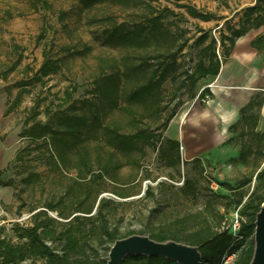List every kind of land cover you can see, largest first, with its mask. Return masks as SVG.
<instances>
[{
    "label": "rangeland",
    "instance_id": "rangeland-1",
    "mask_svg": "<svg viewBox=\"0 0 264 264\" xmlns=\"http://www.w3.org/2000/svg\"><path fill=\"white\" fill-rule=\"evenodd\" d=\"M257 3L258 0H103L85 6L82 0H0V180L10 183L0 184L1 236L17 241V224L26 228L33 226L35 220L44 221L50 224L55 233L46 232L48 235L43 239L50 246L58 248L60 243H64L62 231L69 227L64 224L75 214L91 215L88 221L83 222L84 230L78 233L76 256L108 259L111 243L100 235V224L96 217L97 203L102 196L111 199L102 212L106 214L109 228H114L117 234H127L130 230H151L177 216L190 213L196 214L200 222L206 220L215 229L227 227L232 210L226 207V203L227 195L231 192L220 183L232 184L237 177L243 173L250 174L259 165L258 170L264 166V158L252 155L247 164L231 161L232 157L237 156L239 145L227 142L229 136L235 135L228 130V126L237 119L229 125L226 118L213 121L202 119L200 115L197 119H190L194 109H188L193 105L196 112L199 109L207 110V106L212 107L213 93L204 98L197 97V94L205 86L210 91L215 89V76L200 79L196 84V96L193 99L184 97L177 108L181 115L184 113L180 126L183 137L180 141L187 142L193 155L187 158L184 144L180 143L181 161L174 168L163 165L158 158L157 147L145 146L144 154L140 157L136 155L137 163L129 162L126 156L115 150V157L120 158L123 164L111 171L113 176L108 174L90 179L84 185L85 179L81 180L77 175L83 176L86 167L80 162L75 149L64 154L66 161L63 163L57 152L51 149L50 138H46L50 142L47 147L42 140L37 141L35 147L28 137L21 136V131L32 123L29 117L33 109L36 110L35 120L53 123L59 112H70L73 105H81L86 97L97 100L91 91L95 75L102 71L111 72L107 64L120 61L125 54L141 51L134 46L104 44L102 33L112 24L124 22L133 26L137 21L160 14L166 29L172 32L178 44L183 45L179 60L187 66L190 57L195 60L194 39L199 34V28L209 30L218 39L221 30L228 33V27L238 26L245 8ZM188 6L211 16L203 19L192 15ZM263 32L264 24L248 29L235 38L231 47L227 43L226 56L221 48H216L220 63L229 65L225 71L227 79L230 77L228 85L235 87L254 83L256 75L260 85L249 87V91L250 97H263L255 127L258 131H264V57L250 45V40ZM45 53L55 59L60 67L55 73L35 80L34 75ZM10 66L12 69L7 71ZM170 84L167 80L163 86L168 88ZM65 91L70 92L68 98ZM229 100L231 97L222 92L218 104ZM86 114L89 120L94 115L88 111ZM100 115L105 124L120 121L118 124L122 130L133 131L127 118L115 110ZM139 123L143 127L150 125L153 128L160 121L147 116ZM190 123H194V129L201 134L193 140ZM170 127L168 124L162 131V137H170L173 132ZM85 136L90 166L97 172L100 164L98 157H105V150H108L103 131L95 127ZM193 157H199V160L191 161ZM186 178L193 182V187L198 191L188 194L180 189ZM158 182L163 184L159 185ZM256 183L253 177L244 186V199ZM148 187H152L150 193L146 192ZM215 193L223 196H214ZM208 196L212 197V203H208L210 206L206 203ZM78 201H81L82 207L92 206L91 213L74 212ZM59 213L68 218L59 217ZM220 214H223V218H220ZM242 219L244 216H241ZM79 228L82 229L81 226ZM56 234L60 238L56 239Z\"/></svg>",
    "mask_w": 264,
    "mask_h": 264
},
{
    "label": "trees",
    "instance_id": "trees-1",
    "mask_svg": "<svg viewBox=\"0 0 264 264\" xmlns=\"http://www.w3.org/2000/svg\"><path fill=\"white\" fill-rule=\"evenodd\" d=\"M98 1L103 0H82L85 6H91ZM187 9L192 15L203 19H208L211 16L200 13L189 6ZM244 11L243 17L239 20V25L228 27V33L221 30L218 39L212 36L209 30L199 28V34L194 39L196 53L193 58L195 60L193 61L190 57L187 66L179 60V53L183 45L178 44L172 32L166 29L160 14L153 15L143 21H137L133 26H128L124 22L112 24L102 33L104 44L134 46L141 51L137 54H125L120 61L115 60L113 63L107 64L111 72L102 71L95 75L91 82V91L97 100L86 97L82 100L81 105H73L69 109L70 112L64 110L59 112L54 117L53 123L35 120L36 110L33 109L32 115L29 117L32 123L21 131V136L28 137L31 143H35V147H37L39 140H42L44 146L47 147L50 142L46 141V138H50L51 145H53L51 149L53 148V152H57L60 161L63 163L66 161L67 152L70 149H75L80 162L86 167L83 176L77 175L81 180L85 179L84 185L90 179L93 180L108 174L110 177L113 176V173L110 174L111 171L123 164L120 158L115 157V150L126 156L129 162L137 163L138 157L136 155L139 154V157L143 155L145 146L157 147L158 158L163 165L176 167L181 161L180 143L176 139L162 137V131L168 127L169 122L177 113V108L183 103L184 97L185 99H193L196 96L197 82L208 75L216 76L218 74L221 63L216 48H221L223 55L226 56L228 54L227 48L234 44L235 38L242 36L252 27L257 28L264 24L262 14L264 13V0H258L256 5L249 6ZM252 14L255 15L252 17ZM250 45L264 57V32L251 39ZM59 67L60 64L45 53L34 79L41 80L44 76L58 71ZM11 69L12 66L8 67L7 71ZM167 80L171 84L165 88L163 84ZM208 95L212 96V92L208 86H205L200 89L197 97L204 98ZM65 96L68 98L70 92L65 91ZM13 102L16 103V100ZM262 102L263 97L259 99L254 96L250 97L240 107L237 120L228 126V130L231 133L234 132L235 135L229 136L227 142L239 145L238 154L236 157H232L231 161L247 164L252 155L259 156L260 159L264 158V131L255 130L257 114ZM110 110L123 114L127 118L128 125L133 127V131L122 130L119 127L120 121L111 122L112 125L105 124L100 113L106 114ZM86 111L94 114L91 120L88 119ZM147 116L154 117L160 123L153 128L150 125L143 127L139 122ZM95 127L102 129L105 145L108 147V150H105V157H98L100 164L97 172H94L90 166L89 151L85 145V133ZM197 160L199 157L191 159V161ZM257 168L250 174L243 173L232 184L220 183L231 192L227 195L226 207H231L233 210L240 206L239 213L244 216L240 223V236L238 237L232 236L227 227L215 229L205 222L206 220L204 223L198 221L200 219L196 218V214L191 213L177 216L151 230H130L127 234H117L114 228H109L106 214L102 212L103 207L111 202V199L103 196L99 198L97 203L98 215L96 217L100 224L98 225L100 235L103 240L111 244L116 239L140 234L155 241L173 240L196 246L200 253L201 264H222L223 255L231 253H234L235 257L233 262L229 264H249L254 248V223L260 206L264 202V166L258 170ZM87 174H90L88 178H86ZM253 177L257 183L244 199L246 195L244 186ZM1 180L0 184H10ZM158 184L162 185L163 182H158ZM193 185V182L186 178L180 189L192 194L194 190L198 191ZM151 189L152 187H148L146 192L150 193ZM119 196L124 197V195ZM214 196L223 195L215 193ZM210 198L212 197H206L207 206H210L208 203H212ZM76 205L74 212L90 214L92 211V206L89 208L82 207L81 201H78ZM43 214L45 216L44 212ZM219 216L223 218V214ZM59 217L68 218L62 213H59ZM90 217L91 215H73L68 223L64 224L69 225V227L62 231L64 243H60L58 248L50 246L43 239V236L48 235L45 234L46 232L55 233L50 224L38 220H35L33 226L26 228L17 224L15 226L17 241L2 237L0 234V264H106L107 258L89 255L76 256L79 246L78 233L84 230L83 222L88 221ZM53 221L51 220V222ZM54 237L60 238L58 234ZM38 260H40L39 263ZM119 264L180 263L159 254H126Z\"/></svg>",
    "mask_w": 264,
    "mask_h": 264
},
{
    "label": "water",
    "instance_id": "water-1",
    "mask_svg": "<svg viewBox=\"0 0 264 264\" xmlns=\"http://www.w3.org/2000/svg\"><path fill=\"white\" fill-rule=\"evenodd\" d=\"M254 224V248L249 264H264V202L260 206ZM126 254H159L180 264H201L200 253L196 246L173 240L155 241L140 234L116 239L111 244L106 264H119Z\"/></svg>",
    "mask_w": 264,
    "mask_h": 264
},
{
    "label": "crops",
    "instance_id": "crops-1",
    "mask_svg": "<svg viewBox=\"0 0 264 264\" xmlns=\"http://www.w3.org/2000/svg\"><path fill=\"white\" fill-rule=\"evenodd\" d=\"M226 68L229 69L228 64H225V65L221 64L219 72L215 76V81L213 85L215 89H211L212 90L211 92L214 95L213 103H211L212 107L207 106L206 107L207 110L199 109L198 110L199 112L198 111L196 112L195 105H193L192 107L188 109V110L194 109L193 111L194 115L192 114L193 116L191 115L190 119L192 120L197 119V117L200 115L202 119L204 118L205 120H213V121H222L223 118H226V119H229L226 122L227 125H229L231 122L237 119L239 115L240 107L244 105L251 96V93H250L251 90L249 91V87H252V86L255 87L256 85H260V84L256 80V75H255V81H257L256 83L254 81V83L241 84V85H236L235 87H232L231 85H228V80L230 79V77L229 79H227V76L225 75ZM222 92H225L226 94H228L231 97V100L223 104H218L219 103L218 98L220 97ZM241 98H245V100L240 101ZM183 117H184V113L181 115L179 111L171 119V121L169 122V125H171L170 128H173V132L171 133L169 138L176 139L181 144L183 143L184 144L183 149L185 150V156L187 158H191V156L193 155V150L188 147L187 142L184 143L183 140L182 142L180 141L181 137H183L182 133H180V126H181ZM190 124H191L190 132L192 134L191 139L193 140L194 138L201 136V134L199 130H196V128L194 129V125H192L194 123H190ZM200 151H202V149Z\"/></svg>",
    "mask_w": 264,
    "mask_h": 264
},
{
    "label": "built area",
    "instance_id": "built-area-1",
    "mask_svg": "<svg viewBox=\"0 0 264 264\" xmlns=\"http://www.w3.org/2000/svg\"><path fill=\"white\" fill-rule=\"evenodd\" d=\"M239 207L233 209L230 213L231 220L227 224V228L229 230V233L232 236H237V234H240V223H241V216L239 213ZM238 237V236H237ZM235 257L234 253L231 254H224L222 257V264H229L233 262V259Z\"/></svg>",
    "mask_w": 264,
    "mask_h": 264
}]
</instances>
